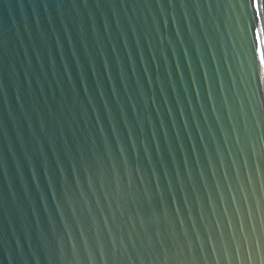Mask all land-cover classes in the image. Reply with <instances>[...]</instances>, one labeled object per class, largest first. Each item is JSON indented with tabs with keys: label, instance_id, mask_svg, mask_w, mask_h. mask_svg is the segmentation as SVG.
Returning a JSON list of instances; mask_svg holds the SVG:
<instances>
[{
	"label": "water",
	"instance_id": "obj_1",
	"mask_svg": "<svg viewBox=\"0 0 264 264\" xmlns=\"http://www.w3.org/2000/svg\"><path fill=\"white\" fill-rule=\"evenodd\" d=\"M0 264H264V0H0Z\"/></svg>",
	"mask_w": 264,
	"mask_h": 264
}]
</instances>
